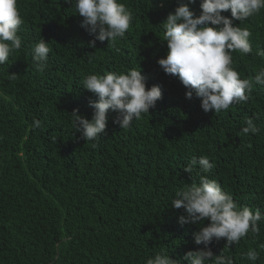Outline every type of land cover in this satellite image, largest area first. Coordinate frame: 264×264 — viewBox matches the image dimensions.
<instances>
[{"label": "trees", "instance_id": "16d2710c", "mask_svg": "<svg viewBox=\"0 0 264 264\" xmlns=\"http://www.w3.org/2000/svg\"><path fill=\"white\" fill-rule=\"evenodd\" d=\"M121 2L133 13L125 37L114 47L105 40L92 48L74 2L17 0L22 46L0 65V264H146L162 250L188 264L185 253L205 247L194 241L200 225H181L186 213L171 201L191 183L184 166L193 157L214 163L206 175L239 207L264 214V86L254 82L246 103L204 112L201 99L186 98L179 77L157 62L168 52L162 23L187 0ZM189 7L202 11L200 0ZM234 23L252 32L253 52H233V67L253 78L264 67V57L255 55L264 50V9ZM42 38L50 52L40 72L31 48ZM131 68H141L146 86L159 85L162 97L127 129L109 110L105 134L85 141L71 112L91 119L89 102L98 97L82 87L83 77ZM248 118L258 134H243ZM258 226V235L249 231L231 248L223 238L208 247L233 264H252L244 254L255 249V264H264V220Z\"/></svg>", "mask_w": 264, "mask_h": 264}, {"label": "clouds", "instance_id": "9594fccd", "mask_svg": "<svg viewBox=\"0 0 264 264\" xmlns=\"http://www.w3.org/2000/svg\"><path fill=\"white\" fill-rule=\"evenodd\" d=\"M65 2L75 3V12L83 18L81 26L93 36L88 42L92 48H96L97 41L105 40L108 46L114 47L118 39L125 37L133 19L132 11L121 0ZM195 2L187 0L167 15L162 25L168 52L157 62L166 74L179 77L188 89L186 98L191 99L195 94L201 99L204 112L214 110L220 113L234 104L246 103L254 82L264 86V67H260L253 78L243 79L233 67L232 58L235 51L242 55L253 52L249 40L252 32L234 21L242 23L259 13L264 9V0H200L202 11L199 15L189 7ZM229 10L230 17L222 15ZM23 22L17 0H0V65L8 61L12 52L21 49L22 38L18 32ZM49 52L48 43L43 38L32 46V62L38 71L47 68ZM255 55L264 57V50L258 48ZM16 78L15 73L9 76L12 80ZM82 87L98 97L89 102L94 110L91 119L81 115L78 109L71 112L73 128L85 141H95L105 134L109 110L116 113L114 123L127 129L133 120L149 113L162 97L159 85L146 86L141 68H131L126 73L89 74L83 77ZM41 123L35 119L33 127L39 128ZM242 132L245 135L258 134L260 128L248 118ZM197 166L198 180L192 177ZM214 166L207 156L193 157L184 166L191 183L176 191L171 201L172 207L183 208L186 213L178 218L181 225H200L199 231L194 233V241L205 247L187 251L184 259L188 264H233L230 256L224 255L223 251L214 254L208 245L223 238L226 241L224 248H231L249 231L258 235L259 222L264 220V214L259 210L253 212L249 207H239L215 179L206 175ZM205 220L208 223L205 224ZM244 255L252 264L259 259L255 249H249ZM146 264H178V260L162 250L149 257Z\"/></svg>", "mask_w": 264, "mask_h": 264}]
</instances>
